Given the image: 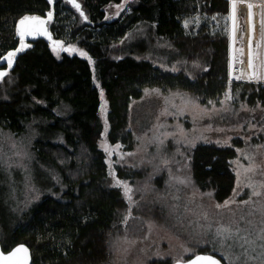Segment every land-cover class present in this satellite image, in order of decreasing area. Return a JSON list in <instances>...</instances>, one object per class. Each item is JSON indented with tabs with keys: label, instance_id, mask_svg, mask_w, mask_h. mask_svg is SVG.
Returning <instances> with one entry per match:
<instances>
[{
	"label": "trees",
	"instance_id": "trees-1",
	"mask_svg": "<svg viewBox=\"0 0 264 264\" xmlns=\"http://www.w3.org/2000/svg\"><path fill=\"white\" fill-rule=\"evenodd\" d=\"M121 1L75 0L78 10L70 0H0V57L17 47V24L24 17L51 13L47 28L57 43L56 48L45 37L29 39L11 67L0 68L7 73L0 78V126L18 133L37 121L36 126L48 129L53 136L35 139L32 147L57 170L62 186L59 196L38 199L23 220L15 222L16 217L0 226L4 249L25 243L31 264H112L110 242L123 230L127 203L120 189L109 185L98 144L103 130L98 115L101 91L107 103L106 141L126 150L134 144L129 106L145 88L184 90L208 104L219 101L230 84L237 101L264 105V82L230 80L225 32L213 31L205 22L183 25L194 15L228 13L229 0H131L127 12L108 20L105 8ZM140 24L149 43L135 49L118 44ZM146 52L199 68L188 69L189 76L185 68L172 72L133 56ZM188 155L194 186L209 191L216 202L228 198L235 185L233 146L199 142ZM117 176L129 177L122 168ZM197 253L218 255L201 246L182 261ZM174 262L153 258L146 264Z\"/></svg>",
	"mask_w": 264,
	"mask_h": 264
},
{
	"label": "rangeland",
	"instance_id": "rangeland-1",
	"mask_svg": "<svg viewBox=\"0 0 264 264\" xmlns=\"http://www.w3.org/2000/svg\"><path fill=\"white\" fill-rule=\"evenodd\" d=\"M130 1L109 4L105 8L106 18L110 20L127 12ZM231 16L229 11L224 15H194L185 19L183 25L198 27L205 22L213 31L225 32L230 36V80L264 82L257 46L253 48L254 71L261 79H250L244 63L240 71H232L236 60L246 61L247 24L245 13H240L236 36ZM143 28L142 24L135 27L118 44L133 49L143 47L149 43ZM256 40L259 45V38ZM153 46L159 47L156 43ZM133 56L152 60L172 72L185 68L189 76L193 75L188 69L199 68L196 63L187 68L181 60L169 61L148 52L133 53ZM237 76L241 79H236ZM100 98L98 115L103 130L98 144L105 154L109 185L118 187L127 203L123 230L110 242L112 264H146L153 258L183 260L201 246L214 252L212 241L220 227L239 229V235L254 241L251 246H237L230 251L217 244L219 250L214 253L225 264L231 261L264 264V241L258 239L264 234V105L250 106L237 101L230 84L219 101L208 104H201L184 90L145 88L141 97L132 100L129 106L128 127L134 144L126 150L120 143L106 141L107 103L102 91ZM36 122H30L18 133L0 126V225L9 224L16 217L15 222L23 220L38 199L45 194L59 196L62 189L57 170L40 159L32 147L35 139L53 136L44 126H36ZM54 139L59 140L58 136ZM199 142L230 145L235 149L236 156L231 160L235 185L222 202H216L209 191L199 190L192 182L188 151ZM250 165L253 170L246 172ZM118 168L125 170L129 177L119 178ZM117 180L132 189L131 201L122 186H115ZM249 184L253 187H248ZM253 190L260 195L253 196ZM226 201L229 203L224 206ZM226 244L231 245L232 241ZM186 248L190 251L185 252ZM221 252L229 259L225 260Z\"/></svg>",
	"mask_w": 264,
	"mask_h": 264
},
{
	"label": "snow or ice",
	"instance_id": "snow-or-ice-1",
	"mask_svg": "<svg viewBox=\"0 0 264 264\" xmlns=\"http://www.w3.org/2000/svg\"><path fill=\"white\" fill-rule=\"evenodd\" d=\"M49 2H51V0H49ZM70 2L73 4L74 7H76L79 10V5L75 3V0H70ZM241 2H243V0H241ZM253 5L252 4H248L247 8L249 9V14H251V9H252ZM236 10H237V4H236V0H233V4H232V16L231 19L233 21V34L235 33L236 29H237V23H236ZM81 15H83V13H81ZM51 16L52 14L49 13L48 14V19L51 20ZM29 19V17H24L19 23L21 25L25 24V22ZM31 19L36 20V17H32ZM41 24L44 23L43 20L40 21ZM187 26V25H186ZM30 34V33H29ZM24 32L20 33V39H21V44L23 46V40H24ZM257 47H259V45H257ZM22 48L17 49L16 51H21ZM67 50V49H65ZM73 51H75L73 49ZM81 55H86L85 53L81 52ZM16 55V52H9L8 56L5 57V59L8 61V66L9 68L11 67V58L14 57ZM241 63H243V61H241ZM248 67L249 68H254V65L252 63V49H251V41H249V55H248ZM5 75H7L6 72L0 71V78L4 77ZM236 79H241L240 76L235 77ZM250 79H261V77L257 76L255 71H253V73L250 75L249 77ZM226 98L227 99H231V95L230 94H226ZM211 103V102H209ZM105 151H107V149H105ZM252 167L251 165L249 166V168H246L245 171H252ZM237 176H239V173H237ZM181 183H183V181H181ZM115 186H122L124 189V193L125 196L127 197V199L129 201H131L132 197L131 195H129L132 192V189L126 184L123 183L119 180L116 181V185ZM248 187H253L251 184L247 185ZM253 196H259L260 193L253 190L252 192ZM249 201H245V203H248ZM228 201L225 202L224 206L228 205ZM217 207H221V205H217ZM240 230L237 229L236 231H233L230 227H220L216 229V233H215V237L212 241L213 243V251H218L219 249L216 247V245H219V248H227L229 251L237 246H239L240 248H244V245H249L251 246L254 241H251L249 239H247L244 236L239 235ZM258 239L264 241V234H261ZM226 241H232L231 245H227ZM242 241V243H241ZM262 247H264V245H262ZM185 252L190 251L189 249H184ZM28 250L24 247H17L15 250H13L11 253H9L8 255H3L2 253H0V264H26V260L25 259H14L17 257L18 253H25L27 254ZM221 256L225 259L228 260L229 257L225 256L223 252H221ZM236 259H239V257H236ZM176 264H221V261L219 259H217L214 255H196L194 259H190L188 261H182V260H177ZM230 264H235V261H231ZM244 264H247V262L245 261Z\"/></svg>",
	"mask_w": 264,
	"mask_h": 264
},
{
	"label": "water",
	"instance_id": "water-1",
	"mask_svg": "<svg viewBox=\"0 0 264 264\" xmlns=\"http://www.w3.org/2000/svg\"><path fill=\"white\" fill-rule=\"evenodd\" d=\"M248 4H252L251 2H248L246 4V24H247V35H246V69H247V74L250 77V75L253 73L254 68H249L248 67V55H249V41H251V49H252V63L254 65V49H253V43H254V38H255V22H256V10L255 7L253 5L252 9H251V14H249V9L247 8ZM43 20L44 23L41 24L40 21ZM47 20L48 17H40L37 18L36 20L33 19H28L25 24L21 25L19 22L17 24V29H18V34H19V42L16 48H14L13 50L8 51L6 54L2 55L0 57V68L3 65H6V68H9L8 66V61L5 59V57L8 56L9 52H16V55L14 57L11 58V65L13 64L15 58L17 57L18 54L22 53L27 45V41L29 39H33L35 37H45L48 42L51 45L56 46L57 43L54 42L49 34L48 28H47ZM239 23V20H238ZM24 32V40H23V46L21 44V39H20V33ZM30 33V34H29ZM22 48L21 51H16L17 49ZM17 247H24L28 250L27 254L25 253H18L17 257L14 259H25L26 260V264H31L32 263V256H31V251L30 248L25 244V243H17L16 245H14L10 250L8 251H3L0 248V253H2L3 255H8L9 253H11L13 250H15ZM196 255H214L211 253H197L194 256H192L191 258L184 260V261H188L190 259H194ZM217 259H219L221 261V264H225V262L223 261L222 258H220L218 255H214ZM176 264V261L173 263Z\"/></svg>",
	"mask_w": 264,
	"mask_h": 264
},
{
	"label": "crops",
	"instance_id": "crops-1",
	"mask_svg": "<svg viewBox=\"0 0 264 264\" xmlns=\"http://www.w3.org/2000/svg\"><path fill=\"white\" fill-rule=\"evenodd\" d=\"M248 2L253 3L255 10H256V22H255V38H254V43H253V48L256 47V42L259 38V52L261 54V65H262V71L263 75L262 78L264 79V0H236L237 4V10H236V21H237V30H236V36L239 35V23H240V13H245L246 15V4ZM230 3V8H229V13L232 15V4L233 0H229ZM245 8V9H244ZM246 17V16H245ZM239 20V23H238ZM230 31V29H229ZM230 39V36L228 37ZM257 48V47H256ZM256 53L258 49L255 50ZM255 61V60H254Z\"/></svg>",
	"mask_w": 264,
	"mask_h": 264
},
{
	"label": "built area",
	"instance_id": "built-area-1",
	"mask_svg": "<svg viewBox=\"0 0 264 264\" xmlns=\"http://www.w3.org/2000/svg\"><path fill=\"white\" fill-rule=\"evenodd\" d=\"M245 64V61L243 62ZM241 60H236L235 63H233V66L231 67L233 72H238L241 69Z\"/></svg>",
	"mask_w": 264,
	"mask_h": 264
},
{
	"label": "flooded vegetation",
	"instance_id": "flooded-vegetation-1",
	"mask_svg": "<svg viewBox=\"0 0 264 264\" xmlns=\"http://www.w3.org/2000/svg\"><path fill=\"white\" fill-rule=\"evenodd\" d=\"M1 226V225H0ZM17 243H23V242H17ZM17 243L13 244L12 246H10L9 248L7 249H4V247L2 246V243H1V239H0V248L3 250V251H8L10 250L14 245H16Z\"/></svg>",
	"mask_w": 264,
	"mask_h": 264
}]
</instances>
